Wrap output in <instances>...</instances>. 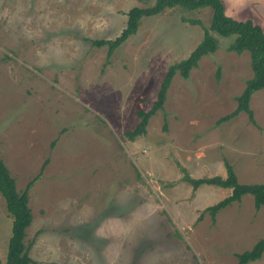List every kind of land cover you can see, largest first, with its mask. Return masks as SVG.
Returning a JSON list of instances; mask_svg holds the SVG:
<instances>
[{"label": "rangeland", "instance_id": "374dc122", "mask_svg": "<svg viewBox=\"0 0 264 264\" xmlns=\"http://www.w3.org/2000/svg\"><path fill=\"white\" fill-rule=\"evenodd\" d=\"M154 1L0 0V159L19 191L33 180L29 264H237L264 238L252 195L212 218L206 208L231 190L183 180L225 178L227 162L238 183H264V88L249 101L254 123L245 112L218 122L253 76L249 53L227 50L232 37H218L187 78L175 73L143 134H125L210 23V8H167L109 57L90 44ZM223 3L264 32V0ZM11 220L0 195L2 261ZM246 264H264V252Z\"/></svg>", "mask_w": 264, "mask_h": 264}, {"label": "trees", "instance_id": "16d2710c", "mask_svg": "<svg viewBox=\"0 0 264 264\" xmlns=\"http://www.w3.org/2000/svg\"><path fill=\"white\" fill-rule=\"evenodd\" d=\"M179 7L188 11H195L201 8H210L211 18L209 26L204 29L201 41L189 53L188 57L169 67L164 76L160 88L157 92L156 100L148 111H138L139 122L135 129L126 132L128 139L133 140L136 136L145 132L148 119L162 109L166 99L167 89L172 77L176 72L183 78H187L189 71L198 65L199 60L206 55L212 54L219 47L218 37H232V41L227 46L230 52L238 54L247 51L250 55V64L253 76L247 80L241 94L236 97L237 107L218 119V122L227 121L240 112H245L249 121L254 123L253 111L249 107V101L254 92L264 88V32L251 20H237L225 13L223 0H155L154 4L148 7L134 6L127 11L125 27L119 35L113 39L89 40L90 44L96 47L106 46V56L123 43L130 35L134 34L139 26L142 17L153 16L161 13L167 8ZM191 23L200 24L199 19L189 20ZM217 75L218 71H217ZM226 176H211L207 178H191L187 174L183 180L188 182L193 188L201 184H210L231 190L224 199L206 208L212 218L216 213L234 201H239L243 195L253 196L256 209L264 207V183L240 184L237 182L235 173L230 164L225 162ZM35 180V178H34ZM31 180L23 190H18L15 179L0 159V195L2 196L7 212L11 215V235L9 237L7 251L4 261L0 259V264H29L33 262L29 256L31 243H25L27 228L32 221L31 208L28 205V189ZM264 252V238L259 239L249 250L238 254L237 264L257 260Z\"/></svg>", "mask_w": 264, "mask_h": 264}]
</instances>
